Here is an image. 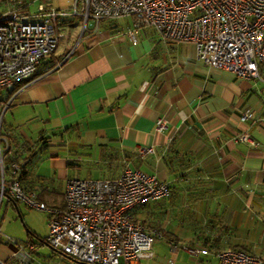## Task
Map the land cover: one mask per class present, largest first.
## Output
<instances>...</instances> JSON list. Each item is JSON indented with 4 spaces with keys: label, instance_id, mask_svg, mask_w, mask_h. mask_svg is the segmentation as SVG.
Wrapping results in <instances>:
<instances>
[{
    "label": "crops",
    "instance_id": "obj_1",
    "mask_svg": "<svg viewBox=\"0 0 264 264\" xmlns=\"http://www.w3.org/2000/svg\"><path fill=\"white\" fill-rule=\"evenodd\" d=\"M42 1L28 13L41 3L68 12L71 2ZM14 4L0 0V14ZM74 15L57 18L60 34L68 30L62 51L59 37L32 76L0 90L7 175L17 163L19 181L40 203L63 207L69 178H116L126 166L155 174L170 194L133 209L149 231L207 254L234 247L264 259L247 239L251 227H264V61L257 78H240L201 62L192 42L135 28L132 15L98 22ZM248 108L254 115L242 120ZM158 118L167 124L161 131ZM241 131L255 144L234 141ZM140 145L154 151L140 156ZM24 206L8 194L1 201V260L14 264L19 244L39 241L33 264H88L47 241L45 210L36 220Z\"/></svg>",
    "mask_w": 264,
    "mask_h": 264
},
{
    "label": "built area",
    "instance_id": "obj_2",
    "mask_svg": "<svg viewBox=\"0 0 264 264\" xmlns=\"http://www.w3.org/2000/svg\"><path fill=\"white\" fill-rule=\"evenodd\" d=\"M67 13L45 10L41 3L33 14L15 9L0 14V90L32 76L41 59L55 51L61 35L57 18ZM72 14L96 22L132 15L135 28L147 25L163 39L192 42L201 62L240 78H257L259 62L264 61V0H75ZM253 115L248 108L240 118ZM166 126L163 118L157 119L158 131ZM233 140L255 144L248 131L235 134ZM137 149L140 156L154 151L152 146ZM17 168L13 163V172ZM170 190L168 181L126 166L116 178H69L65 205H44L36 192L15 177H6L0 145V204L8 194L30 208L45 210L47 241L84 263L138 264L152 257L153 242L163 233L149 231L133 209L168 196ZM38 243L19 244L14 264H33L30 252L36 251ZM169 243L178 249L177 243ZM184 247L190 253H208L205 247ZM216 257V264H264L262 256L236 248L222 249ZM0 264L6 262L0 259Z\"/></svg>",
    "mask_w": 264,
    "mask_h": 264
},
{
    "label": "rangeland",
    "instance_id": "obj_3",
    "mask_svg": "<svg viewBox=\"0 0 264 264\" xmlns=\"http://www.w3.org/2000/svg\"><path fill=\"white\" fill-rule=\"evenodd\" d=\"M42 3L44 1L39 0ZM75 0H71L68 7L63 8V10H67L70 14L73 13V6H74ZM74 15V14H72ZM75 16V15H74ZM79 31H76V34H78ZM68 30H65L62 32V35L60 36V42L59 47L56 50V53H59L62 51V44L67 38ZM4 110H0V125L3 118V112ZM77 174V173H76ZM81 176H85L84 174ZM160 200H149L148 202L144 203L143 205L153 204ZM25 207V206H24ZM27 211H29V215L36 220H38L41 217V213L43 212L40 209L36 208H27L25 207ZM1 218V214H0ZM21 227H26L24 221L21 219L18 220ZM249 243L257 248L259 252H262L264 255V227H251V233L249 237L247 238ZM178 249L174 250L170 244L166 242V239L164 238V235L160 238H155L152 246L153 256L149 257V259H144L146 261L145 264H216L217 257L214 254H203L201 252L198 253H190L185 249L184 246H189L191 248H197L200 247L199 245H193L192 243H187V245L184 243V241L178 242Z\"/></svg>",
    "mask_w": 264,
    "mask_h": 264
},
{
    "label": "trees",
    "instance_id": "obj_4",
    "mask_svg": "<svg viewBox=\"0 0 264 264\" xmlns=\"http://www.w3.org/2000/svg\"><path fill=\"white\" fill-rule=\"evenodd\" d=\"M15 1V6L16 7H14V9L15 10H19L20 12H22V13H28L29 12V9H30V4H31V2H33L34 0H14ZM43 59V58H42ZM41 59V60H42ZM263 61H260L259 62V65H260V63H262ZM19 84V83H18ZM17 84V85H18ZM17 164V163H16ZM18 165V164H17ZM19 168V167H18ZM18 168H17V170L15 171V172H13V169H12V165H11V170H10V174H8L7 175V171H6V167L4 166V172H6L5 173V175H6V177L7 178H10V177H15L18 181H19V178L17 177V171H18ZM20 182V181H19ZM21 183V182H20ZM26 188V187H25ZM27 189V188H26ZM28 190V189H27ZM30 191H34V190H30ZM35 192V191H34ZM135 217H136V215H135ZM136 219H137V217H136ZM139 220V219H138ZM140 221V220H139ZM142 222V221H141ZM234 248V247H233ZM236 249H238V248H236ZM244 250V249H243ZM245 251H247V250H245ZM247 252H250V251H247ZM251 253V252H250Z\"/></svg>",
    "mask_w": 264,
    "mask_h": 264
},
{
    "label": "water",
    "instance_id": "obj_5",
    "mask_svg": "<svg viewBox=\"0 0 264 264\" xmlns=\"http://www.w3.org/2000/svg\"><path fill=\"white\" fill-rule=\"evenodd\" d=\"M75 260H77V259H75ZM77 261H79V260H77ZM79 262H81V261H79ZM81 263H84V262H81Z\"/></svg>",
    "mask_w": 264,
    "mask_h": 264
}]
</instances>
